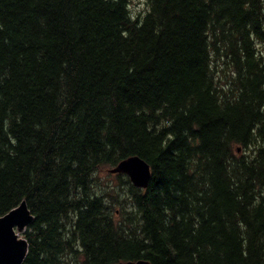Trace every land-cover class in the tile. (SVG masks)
Masks as SVG:
<instances>
[{
  "label": "trees",
  "instance_id": "16d2710c",
  "mask_svg": "<svg viewBox=\"0 0 264 264\" xmlns=\"http://www.w3.org/2000/svg\"><path fill=\"white\" fill-rule=\"evenodd\" d=\"M146 5L0 0V217L34 216L24 264H264V0ZM132 156L152 178L119 221L94 175Z\"/></svg>",
  "mask_w": 264,
  "mask_h": 264
},
{
  "label": "water",
  "instance_id": "95a60500",
  "mask_svg": "<svg viewBox=\"0 0 264 264\" xmlns=\"http://www.w3.org/2000/svg\"><path fill=\"white\" fill-rule=\"evenodd\" d=\"M110 172L126 174L135 187L144 189L148 187L152 178L150 165L139 156L122 160ZM33 221L34 216L25 201L0 217V264H24L29 243L20 234H23ZM120 264H150V262L140 259L124 261Z\"/></svg>",
  "mask_w": 264,
  "mask_h": 264
},
{
  "label": "rangeland",
  "instance_id": "374dc122",
  "mask_svg": "<svg viewBox=\"0 0 264 264\" xmlns=\"http://www.w3.org/2000/svg\"><path fill=\"white\" fill-rule=\"evenodd\" d=\"M130 9L133 15L143 14L147 11V0H129ZM260 49L264 52V48L260 46ZM111 167H103L98 170L96 175H94V185L99 194L106 196V201L108 200L113 205V209L117 210L114 214V218L117 220L123 219L125 216L124 208L127 206L130 208V190L131 185L134 186L130 179V184L127 182L126 175H118L110 172Z\"/></svg>",
  "mask_w": 264,
  "mask_h": 264
},
{
  "label": "bare ground",
  "instance_id": "6f19581e",
  "mask_svg": "<svg viewBox=\"0 0 264 264\" xmlns=\"http://www.w3.org/2000/svg\"><path fill=\"white\" fill-rule=\"evenodd\" d=\"M63 252V251H62Z\"/></svg>",
  "mask_w": 264,
  "mask_h": 264
}]
</instances>
